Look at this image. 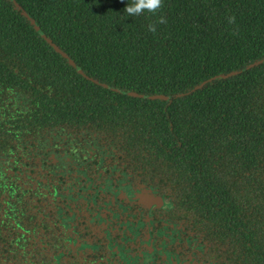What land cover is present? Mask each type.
I'll return each mask as SVG.
<instances>
[{"label": "trees", "instance_id": "obj_1", "mask_svg": "<svg viewBox=\"0 0 264 264\" xmlns=\"http://www.w3.org/2000/svg\"><path fill=\"white\" fill-rule=\"evenodd\" d=\"M128 2L0 0V156L99 125L151 167L177 224L264 257V0H164L155 33Z\"/></svg>", "mask_w": 264, "mask_h": 264}, {"label": "flooded vegetation", "instance_id": "obj_2", "mask_svg": "<svg viewBox=\"0 0 264 264\" xmlns=\"http://www.w3.org/2000/svg\"><path fill=\"white\" fill-rule=\"evenodd\" d=\"M20 146L0 156V264H264L229 233L177 224L151 167L99 125H54Z\"/></svg>", "mask_w": 264, "mask_h": 264}, {"label": "clouds", "instance_id": "obj_3", "mask_svg": "<svg viewBox=\"0 0 264 264\" xmlns=\"http://www.w3.org/2000/svg\"><path fill=\"white\" fill-rule=\"evenodd\" d=\"M164 6V0H131V3L128 2L124 12L128 17L140 16L143 13L147 12L153 16H156L157 19L155 23H149L148 31L155 33L157 24H166V18L161 14V10ZM228 23H235V16L228 17Z\"/></svg>", "mask_w": 264, "mask_h": 264}, {"label": "water", "instance_id": "obj_4", "mask_svg": "<svg viewBox=\"0 0 264 264\" xmlns=\"http://www.w3.org/2000/svg\"><path fill=\"white\" fill-rule=\"evenodd\" d=\"M22 12L26 15V16H29L24 10H22ZM31 22H33V19H31ZM48 41L53 45V47L57 50V51H59L61 54H63L64 56H66L67 54L64 52V51H62V50H60V48L55 44V43H53L50 39H48ZM70 62L71 63H73V61L72 60H70ZM231 73H233V72H231ZM224 76H226V74L224 75ZM165 97V95H153L152 97Z\"/></svg>", "mask_w": 264, "mask_h": 264}]
</instances>
